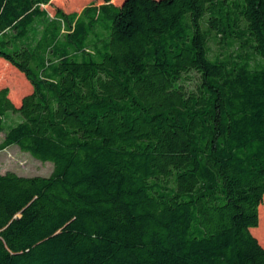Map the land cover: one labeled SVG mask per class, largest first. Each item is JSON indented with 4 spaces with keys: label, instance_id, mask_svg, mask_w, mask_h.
I'll list each match as a JSON object with an SVG mask.
<instances>
[{
    "label": "trees",
    "instance_id": "trees-1",
    "mask_svg": "<svg viewBox=\"0 0 264 264\" xmlns=\"http://www.w3.org/2000/svg\"><path fill=\"white\" fill-rule=\"evenodd\" d=\"M84 2L0 0V264H264V0Z\"/></svg>",
    "mask_w": 264,
    "mask_h": 264
},
{
    "label": "rangeland",
    "instance_id": "rangeland-1",
    "mask_svg": "<svg viewBox=\"0 0 264 264\" xmlns=\"http://www.w3.org/2000/svg\"><path fill=\"white\" fill-rule=\"evenodd\" d=\"M76 2H83L84 0H74ZM87 1H94V0H86L83 4L87 3ZM117 2L119 0H116ZM57 3V2H56ZM60 5L61 2H59ZM82 4V5H83ZM81 5V6H82ZM80 6V7H81ZM78 7V8H80ZM66 8L69 9V7L66 6ZM50 11L53 10V8L48 7ZM67 11H70L68 10ZM7 63H1L0 68L2 70V74H0V86L8 84L6 81V77L8 76V73L4 70H6ZM2 81V82H1ZM12 83V87H16V83L20 84V87L24 88V85L22 84L21 78L17 75H12V80H9V82ZM15 82V83H14ZM28 90H25L23 93H25ZM17 118L14 114H8V116L5 118V122L9 123ZM3 138V133H0V141ZM53 163L51 161H42L40 159L35 158L32 156L29 152L22 151L16 144L9 145L7 148L0 150V172L5 171H14L18 174L22 175H32V174H41V175H47L52 170Z\"/></svg>",
    "mask_w": 264,
    "mask_h": 264
}]
</instances>
